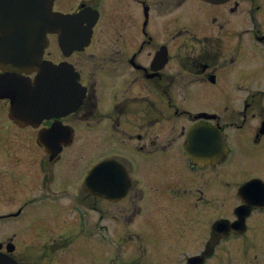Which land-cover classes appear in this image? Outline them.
<instances>
[{"label":"flooded vegetation","instance_id":"obj_1","mask_svg":"<svg viewBox=\"0 0 264 264\" xmlns=\"http://www.w3.org/2000/svg\"><path fill=\"white\" fill-rule=\"evenodd\" d=\"M53 8L77 29L49 33L43 59L72 64L86 94L56 152L37 141L55 119L19 125L0 100V200L16 198L0 206V264H264V0ZM188 136L228 151L200 159Z\"/></svg>","mask_w":264,"mask_h":264},{"label":"water","instance_id":"obj_2","mask_svg":"<svg viewBox=\"0 0 264 264\" xmlns=\"http://www.w3.org/2000/svg\"><path fill=\"white\" fill-rule=\"evenodd\" d=\"M39 9L12 11L6 13L0 10V31L5 28L13 29L17 37L7 39L11 48H0V67L9 69L10 72L4 77V86H0L3 92L0 96H10L14 99L16 107L13 108L15 117L25 120L24 122L38 123L44 117L60 116L75 109L80 103V96H77L75 79L60 72L61 68L50 67V71L42 66L40 58H35L29 45L34 41L31 30L37 26L44 38L47 31H57L61 17L51 9L52 0H32ZM6 21L8 24H4ZM25 41L28 43V50H24L21 45ZM35 65L39 69L34 82L27 81L19 83L14 80L16 69L26 68L28 65ZM33 69V68H32ZM31 70V69H30ZM13 73V74H12ZM56 73V74H54ZM24 84V85H22ZM210 142V147L214 142V136H200ZM106 164L104 161L101 164Z\"/></svg>","mask_w":264,"mask_h":264},{"label":"rangeland","instance_id":"obj_3","mask_svg":"<svg viewBox=\"0 0 264 264\" xmlns=\"http://www.w3.org/2000/svg\"><path fill=\"white\" fill-rule=\"evenodd\" d=\"M199 96L200 95H196V96H194L192 98V102L194 104H195V99L197 97H199ZM2 105H3V102L1 103L0 107H2ZM169 130H171V129H169ZM85 133L88 134V132H85ZM83 134H84V131L81 133V136H84ZM94 151L90 147L85 148L84 152H83L84 156H82L80 160H74V170H75L76 173L79 171V168H80V166L82 164L89 163L91 161L92 157L94 156V154H93ZM100 155H101L100 152H98V154L95 157L98 158V157H100ZM59 172H60V175H63L65 173V170H64V168L62 166L59 168ZM73 182H74V179H72L71 182H65V183L61 182V184H63V185H68V184L72 185ZM22 194H23V192L19 191V192H17V196L16 197L22 196ZM15 203H16V198L15 197L8 198V199H1L0 200V206H2V207H9V206H11V205H13Z\"/></svg>","mask_w":264,"mask_h":264}]
</instances>
